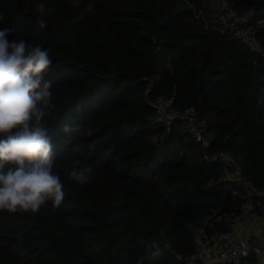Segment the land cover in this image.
<instances>
[{"label":"trees","instance_id":"obj_1","mask_svg":"<svg viewBox=\"0 0 264 264\" xmlns=\"http://www.w3.org/2000/svg\"><path fill=\"white\" fill-rule=\"evenodd\" d=\"M211 2L0 0L9 40L50 49L56 107L45 121L66 193L55 212L50 202L36 214L0 211V264H188L197 238L229 228L249 182L261 210L264 24L257 50L227 15L211 19ZM231 3L264 20V0ZM171 95L178 108L196 107L208 146L178 127L168 135L154 127L148 99ZM222 152L240 180L220 181L223 162L207 158ZM86 165L89 183L68 179Z\"/></svg>","mask_w":264,"mask_h":264},{"label":"clouds","instance_id":"obj_2","mask_svg":"<svg viewBox=\"0 0 264 264\" xmlns=\"http://www.w3.org/2000/svg\"><path fill=\"white\" fill-rule=\"evenodd\" d=\"M37 10L43 29L47 9L40 3ZM12 31L0 28V211L36 214L50 202L55 212L66 193L54 172L55 146L45 121L56 107L47 79L50 49L22 38L9 40ZM75 130L63 126L65 134ZM93 173L90 165L73 167L68 179L85 185Z\"/></svg>","mask_w":264,"mask_h":264},{"label":"built area","instance_id":"obj_3","mask_svg":"<svg viewBox=\"0 0 264 264\" xmlns=\"http://www.w3.org/2000/svg\"><path fill=\"white\" fill-rule=\"evenodd\" d=\"M223 10L228 19L232 20L231 22L228 21V26L233 27L232 32L242 37L257 49L258 44L255 39V32L257 28L264 24V20L248 15L239 16L233 9L231 0H223ZM234 23L236 25H245V27L242 29L241 27L234 26ZM174 98V95H171L148 99L149 104L155 108V115L153 117L154 127L164 128L167 135L171 133L173 127H178L180 130L192 135L202 146H208L212 135L207 130L205 121L200 118L196 107L187 106L184 109L178 108L174 104ZM207 159L223 162L220 181L231 182L241 179L240 171L235 170V164L230 159V153H218L214 158ZM247 186L249 194L243 196L245 202L242 204L240 212L230 219L229 228L226 231L220 232L213 237L222 247L216 254L218 264H235L245 257L254 259L256 264H264V246H260L257 242L237 241L233 234V230L246 214H256L264 221V206L259 211L256 209V204L250 199L256 190L250 182ZM203 240L201 237L197 238V253L189 259L188 264H193L194 261L203 258L201 254Z\"/></svg>","mask_w":264,"mask_h":264},{"label":"crops","instance_id":"obj_4","mask_svg":"<svg viewBox=\"0 0 264 264\" xmlns=\"http://www.w3.org/2000/svg\"><path fill=\"white\" fill-rule=\"evenodd\" d=\"M217 0H212V4ZM222 2V0H220ZM219 3V2H218ZM221 4V3H220ZM217 9V7H215ZM253 11H248L246 15L252 16ZM260 46H257V50H260ZM234 238L237 241H251V242H263L264 241V221L256 214H246L243 219L233 230ZM203 245L201 247L202 259L196 260L193 264H218L216 254L222 247L214 238H204ZM235 264H256L255 260L249 257H245Z\"/></svg>","mask_w":264,"mask_h":264},{"label":"rangeland","instance_id":"obj_5","mask_svg":"<svg viewBox=\"0 0 264 264\" xmlns=\"http://www.w3.org/2000/svg\"><path fill=\"white\" fill-rule=\"evenodd\" d=\"M219 2V3H218ZM221 3V4H220ZM215 7H217V9H215ZM211 10L213 12V14L209 15L211 17V19L215 16H219V15H223V17L225 18V12L223 11V0L222 2H220V0H217V2L215 1V3H213L211 5ZM213 15V16H212ZM208 15H206L207 21L210 22L211 19L209 18ZM254 47V46H253ZM256 48V47H254Z\"/></svg>","mask_w":264,"mask_h":264},{"label":"water","instance_id":"obj_6","mask_svg":"<svg viewBox=\"0 0 264 264\" xmlns=\"http://www.w3.org/2000/svg\"><path fill=\"white\" fill-rule=\"evenodd\" d=\"M260 246H264V241L259 243Z\"/></svg>","mask_w":264,"mask_h":264}]
</instances>
